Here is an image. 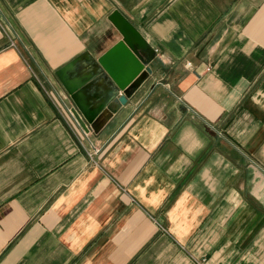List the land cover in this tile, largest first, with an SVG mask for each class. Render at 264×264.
<instances>
[{
    "label": "crops",
    "instance_id": "1",
    "mask_svg": "<svg viewBox=\"0 0 264 264\" xmlns=\"http://www.w3.org/2000/svg\"><path fill=\"white\" fill-rule=\"evenodd\" d=\"M116 9L156 57L86 136ZM0 264H264V0H0Z\"/></svg>",
    "mask_w": 264,
    "mask_h": 264
},
{
    "label": "water",
    "instance_id": "2",
    "mask_svg": "<svg viewBox=\"0 0 264 264\" xmlns=\"http://www.w3.org/2000/svg\"><path fill=\"white\" fill-rule=\"evenodd\" d=\"M109 19L120 34L114 45L97 57L84 52L56 71L74 103L76 118L87 132L104 113H117L128 102L148 77L149 64L156 57V51L120 10H114Z\"/></svg>",
    "mask_w": 264,
    "mask_h": 264
},
{
    "label": "built area",
    "instance_id": "3",
    "mask_svg": "<svg viewBox=\"0 0 264 264\" xmlns=\"http://www.w3.org/2000/svg\"><path fill=\"white\" fill-rule=\"evenodd\" d=\"M12 44H13V42H12ZM79 124L81 125V123H80V121H79ZM81 129H82V131L84 132V135H88V132L81 126Z\"/></svg>",
    "mask_w": 264,
    "mask_h": 264
}]
</instances>
